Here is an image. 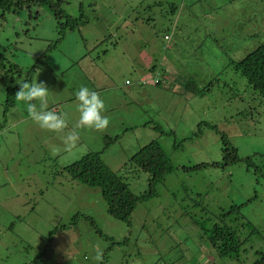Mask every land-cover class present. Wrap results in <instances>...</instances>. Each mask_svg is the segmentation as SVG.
<instances>
[{"label":"rangeland","instance_id":"374dc122","mask_svg":"<svg viewBox=\"0 0 264 264\" xmlns=\"http://www.w3.org/2000/svg\"><path fill=\"white\" fill-rule=\"evenodd\" d=\"M55 1L89 21L60 42L47 7L0 16V264H254L264 252V99L232 62L264 43V0ZM34 67L30 83L52 91L47 110L65 118L64 133L42 130L17 99L8 105ZM82 86L104 100L106 130L77 126ZM73 131L77 147L65 151ZM106 136L119 138L104 162L136 195L148 175L125 169L142 147L159 140L175 167L131 225L109 215L100 188L59 175ZM223 136L242 161L222 165ZM238 205L259 233L239 259L221 258L201 223Z\"/></svg>","mask_w":264,"mask_h":264},{"label":"trees","instance_id":"16d2710c","mask_svg":"<svg viewBox=\"0 0 264 264\" xmlns=\"http://www.w3.org/2000/svg\"><path fill=\"white\" fill-rule=\"evenodd\" d=\"M31 4L47 7L52 12L60 25L61 36L58 42L62 41L68 32H74L89 22L82 8L79 16L73 17L63 9L61 1L55 0H0V16L17 13L30 7ZM173 9L175 10L174 5ZM232 64L236 65L250 86L264 99V43L244 57L243 60L232 62ZM13 68L22 72L18 65H14ZM35 69L34 67L27 71V79L24 82H31ZM162 82L161 77L157 76L156 85H160ZM19 90V85L8 90V105H14L16 93ZM118 138L119 136H106V146L101 152H90L80 160L66 166L64 171L59 172V175L69 177L80 184L100 188L109 215L115 220L131 225L132 215L137 207L158 197L157 188L164 184L175 167L159 140L152 141L142 147L137 154L130 158L126 165L128 168L125 169L132 176L142 172L148 175V190L144 194L136 195L128 183L124 181V178L116 174L102 158L103 152L117 142ZM223 139L226 147L222 165L230 166L242 161L243 159L238 155L237 149L231 145L225 136ZM200 168L202 167L196 169ZM79 216L82 215L78 214L74 217V222L71 225L77 224ZM87 218L91 220L92 224H95L91 218ZM211 220H204L201 223V229L208 237L212 248L217 251L221 258L239 259L247 241L252 235L259 233L254 224L244 217L240 205L233 206L228 212L220 214L218 220L212 225H210ZM241 230H248L250 235L243 238L240 233ZM258 256L259 258L254 264H264V252L258 253Z\"/></svg>","mask_w":264,"mask_h":264},{"label":"clouds","instance_id":"9594fccd","mask_svg":"<svg viewBox=\"0 0 264 264\" xmlns=\"http://www.w3.org/2000/svg\"><path fill=\"white\" fill-rule=\"evenodd\" d=\"M159 76V75H158ZM20 90L16 93L17 101L26 108L30 118L42 129L51 133H64L67 128L65 118L55 111L47 110L50 93L46 84L17 82ZM78 111L80 113L78 127H86L96 131H104L109 127L110 120L105 114L104 100L86 86L80 87L76 93ZM39 105V111H37ZM78 135L68 132L64 138L65 151H71L77 147Z\"/></svg>","mask_w":264,"mask_h":264},{"label":"crops","instance_id":"0c3cea01","mask_svg":"<svg viewBox=\"0 0 264 264\" xmlns=\"http://www.w3.org/2000/svg\"><path fill=\"white\" fill-rule=\"evenodd\" d=\"M151 60H152V58H149L148 61H151ZM158 75H159V77H161V80H162V81H163V79H165V78L163 77V75H160V73H158L157 76H158ZM157 76H156V77H157ZM170 80H171V81H170ZM169 82H170V83H171V82H172V83L177 82V79H176V78H173V79H172V78L170 77V78L167 79L166 84L169 83Z\"/></svg>","mask_w":264,"mask_h":264}]
</instances>
